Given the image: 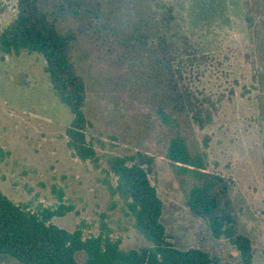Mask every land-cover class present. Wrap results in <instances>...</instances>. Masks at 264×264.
<instances>
[{"label": "rangeland", "instance_id": "obj_1", "mask_svg": "<svg viewBox=\"0 0 264 264\" xmlns=\"http://www.w3.org/2000/svg\"><path fill=\"white\" fill-rule=\"evenodd\" d=\"M165 1L174 9L179 30L205 57L193 70L192 86L215 100L224 95L212 124L201 129L181 114L178 131L189 152L204 160L200 171L230 181L240 231L251 238L257 261L264 259V0ZM16 5L17 0H0V31L15 18ZM106 9L112 30H92L74 50L88 87V133L102 158L100 168L68 149L73 114L54 95L45 59L37 53H0V192L38 211L56 206L53 188H61L74 211L54 224L71 232L81 227L87 237L98 235L106 221L124 250L143 248L149 243L125 215L124 205L115 206L118 200L105 180L107 155L146 153L155 159L150 177L164 202L162 221L174 245L222 253L235 264V250L202 238L200 221L189 216L185 201L198 180L184 172L186 166L168 159L165 128L145 101L156 72L138 57L130 59L134 28L157 30L154 5L151 0H109ZM249 14L253 26L246 21ZM71 26L60 23L59 29L66 32ZM85 257L77 254L79 262ZM0 264L21 263L0 255Z\"/></svg>", "mask_w": 264, "mask_h": 264}, {"label": "trees", "instance_id": "obj_2", "mask_svg": "<svg viewBox=\"0 0 264 264\" xmlns=\"http://www.w3.org/2000/svg\"><path fill=\"white\" fill-rule=\"evenodd\" d=\"M109 0H17L16 16L0 31V53L3 57L37 53L46 61L54 95L73 114L67 128V147L84 163L100 168L102 158L89 138L90 121L85 108L88 87L74 58L75 47L92 30L114 27L106 9ZM157 15L156 31L135 27L131 41H136L130 59H140L153 67L156 83L146 92L145 101L156 109L168 138V159L186 166L197 184L185 201L189 216L200 221V236L226 242L237 253L235 264H254L251 238L242 233L230 196V181L203 173L204 160L192 155L180 135L177 116L185 114L201 129L212 124L219 100L199 94L192 86L193 70L205 58L190 37L179 30L173 7L165 0H151ZM251 14L247 17L253 26ZM60 23L72 26L66 32ZM132 41V43H133ZM128 42V41H127ZM120 46L124 44L119 43ZM249 94V91H247ZM223 97V98H222ZM218 100V101H217ZM105 180L115 206L122 203L124 213L134 228L149 243L139 249L124 250L121 241L112 237L106 221L96 236L85 237L81 227L73 232L53 223L74 211L66 205L65 192L53 191L57 205L33 211L19 205L0 192V255L21 264H230L226 256L199 246L180 249L167 235L162 221L164 202L152 183L154 157L137 152L132 155L110 154ZM196 168V170H193ZM114 180V181H113ZM84 253L79 262L77 254ZM230 258V257H229Z\"/></svg>", "mask_w": 264, "mask_h": 264}, {"label": "crops", "instance_id": "obj_3", "mask_svg": "<svg viewBox=\"0 0 264 264\" xmlns=\"http://www.w3.org/2000/svg\"><path fill=\"white\" fill-rule=\"evenodd\" d=\"M219 242V241H218ZM255 254V253H254ZM236 255H237V253H236ZM236 257V256H235ZM262 257H260L259 259H258V261H257V256H256V254L254 255V264H264V259L262 258Z\"/></svg>", "mask_w": 264, "mask_h": 264}]
</instances>
